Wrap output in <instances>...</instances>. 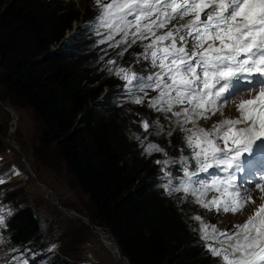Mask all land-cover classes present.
Wrapping results in <instances>:
<instances>
[{
  "label": "snow or ice",
  "instance_id": "6c2138e0",
  "mask_svg": "<svg viewBox=\"0 0 264 264\" xmlns=\"http://www.w3.org/2000/svg\"><path fill=\"white\" fill-rule=\"evenodd\" d=\"M94 3L98 10L102 9L96 19L109 30L99 43H107L120 33L122 39L112 47L127 43L130 36L132 44L150 41L138 55L158 71L138 76L121 67L115 72L126 82L123 87L127 88L131 102L142 104L148 96L146 90L157 92L149 107L181 118L180 130L190 133L186 147L192 149L191 157L174 161L183 178L165 171L168 161L156 160L165 172L158 179L167 180L159 186L168 196L184 192L194 196L192 202L207 211L214 208L217 213L233 215L242 213L249 204L255 205L251 192L258 188L261 203L243 224L233 225L235 231H219L215 225L203 223L193 231L200 234L202 242L211 241L204 243V248L213 258H220V264H264V0H109L107 4L94 0ZM185 17L191 18L183 24L173 23ZM169 24L172 27L168 31L156 35V31ZM92 27L95 30L96 25ZM108 71L112 74L111 69ZM133 89L144 96L136 95ZM254 90L256 96L237 105L238 118L221 120L210 130L199 128L194 132L184 128L189 123L195 127L198 119H211L230 100ZM185 104L180 111H173ZM241 124L245 127L238 128ZM142 127L147 130L149 125L145 121ZM135 138L140 140L139 136ZM145 151L151 155L163 149L150 143ZM210 169L224 175L209 174L207 181L201 179V174L209 173ZM245 172L248 175L242 176ZM256 176L260 177L258 181L252 179ZM173 180L177 181L175 186ZM4 182V176H0V184ZM249 184L251 187H246ZM213 190L221 196L205 202L203 196ZM7 215H12L10 209ZM4 217L5 209L0 205V229L5 227ZM192 219L203 220L201 216ZM3 239L0 237V243ZM18 264H27V260Z\"/></svg>",
  "mask_w": 264,
  "mask_h": 264
},
{
  "label": "trees",
  "instance_id": "16d2710c",
  "mask_svg": "<svg viewBox=\"0 0 264 264\" xmlns=\"http://www.w3.org/2000/svg\"><path fill=\"white\" fill-rule=\"evenodd\" d=\"M54 4L56 0H0V87L35 112L43 124L41 145L53 147L88 197L94 223L112 232L131 264H207L193 253L182 215L158 189L154 159L143 165L138 151L137 158L132 155L136 149L122 116L128 109L115 99V78L109 72L111 83L90 78L99 55L74 61L70 41L63 42L74 22L93 16H73L62 7L53 9ZM91 47L76 51L88 53ZM106 88L108 94L98 104ZM3 146L0 139V152ZM1 205L12 212L0 229L4 255L25 249L42 264H69L56 252L40 258L53 245L44 240L42 220L30 206L6 194Z\"/></svg>",
  "mask_w": 264,
  "mask_h": 264
},
{
  "label": "rangeland",
  "instance_id": "374dc122",
  "mask_svg": "<svg viewBox=\"0 0 264 264\" xmlns=\"http://www.w3.org/2000/svg\"><path fill=\"white\" fill-rule=\"evenodd\" d=\"M102 2L107 4L109 0H102ZM55 7H62L68 14L73 16L79 15L81 17H94L98 12L100 15L102 12V9H97L94 0H56L53 9H55ZM190 18L191 17H185L183 20L178 19L173 21V23L183 24ZM84 23L85 21L74 22L71 30L72 32H66L63 39V42L70 41L67 47L75 50L76 55L73 59L74 61L87 54L88 56H92L102 53L101 50L98 49H91L88 53L76 51L77 48L88 49L87 46L89 43L86 41V35L82 34L80 30ZM171 27L172 24H169L166 28L159 29L156 31V35L168 31ZM102 30L103 29L99 30L100 34ZM79 31L82 36L79 34ZM133 31H135V29H133ZM122 36L123 33L116 34L112 40L116 43L122 39ZM147 43H149V40H138L135 44H132V37L130 36L127 43H120L119 47H113L106 50L105 53L112 55L114 58H118V62L126 57V60H129V65L135 68H142L144 66V73L155 72L158 71V69H152L150 67V61H146L141 55H138L143 52L144 45ZM129 44H132V46L129 47ZM51 48L55 50L57 46L53 45ZM125 49H127V51H125ZM121 52L124 54L120 55ZM112 56L107 58L105 56L101 59V61L96 64L95 74L90 76V78H99L97 81L100 80L102 83L112 82L111 78L106 77V74L109 72L108 70L113 66L107 62ZM122 64H124V62ZM116 81L117 79L113 80L114 83ZM97 84L99 83L96 82V85ZM107 90V88L104 90L98 101L102 100V102H104L106 94H108ZM156 95L157 92L154 91V93L149 96L150 100ZM256 95L257 92L254 91L250 94H245L244 97H241L237 101H235L236 98H234L232 100L234 103L230 104V101L228 105L221 110L223 115H221V111H219L214 116H211V119L196 120L195 127H193V124L189 123L184 125V128L192 129L194 132L199 128L210 130L213 124L221 120L236 119L240 115L236 108L237 105L240 104L243 99H251ZM0 101L16 113L18 121L17 130L13 134H10L12 130L11 117L0 107V139L4 145L0 152V171L15 170L16 173H19L15 175L14 178L10 179V183L6 186L4 194L8 195L10 198L17 197L18 203L30 206L40 216L43 223L42 230L45 237L44 240H47L46 242L48 244L55 245L54 249L58 255L57 258L65 260L69 264H122L120 260L115 258L114 252L104 245L100 235L94 229L88 226L83 220L71 217L66 212L79 213L82 216L90 218L94 223L88 211V197L74 182L72 176L67 171L66 166L53 147L47 148L41 145L40 136L43 124L35 112L20 100L12 97L6 89L1 87ZM232 105L234 111L231 109ZM186 106V104L178 105L173 108V111H180L181 108ZM133 107L134 108H126L129 111L126 110L125 113H122V116L128 120L129 136L132 146L136 149V152L133 148L131 149L132 155L137 158L136 154L138 151V158L142 161L143 165H146L148 161L154 158L168 161L167 165H171L176 164L174 161L184 156L191 157L192 149L187 148L186 142H184L190 133L180 130L178 120L181 118L173 116L172 113L156 111L153 108ZM97 109L100 110L101 108L97 107ZM138 111L139 113H137ZM209 115L211 114L209 113ZM145 119L150 122L149 130H144L141 125L142 121ZM154 121L157 123L154 124ZM237 127L243 128L244 125H237ZM169 133H171V135H169ZM136 136H139L140 140H137L135 138ZM140 141H143V145H141ZM150 143L156 144L163 149V151H153L152 154L149 155L145 149ZM181 149H183V151H181ZM246 154L247 153H245L244 156H246ZM154 166L156 168L155 171H157L158 166L155 163V159ZM144 167H147V170L149 169V166H140V168L143 169ZM176 167H178L176 170L179 172V176L183 178V175H181L183 172L179 170V165L176 164ZM209 172H211L210 174L224 175V173L217 169H210ZM203 176L204 177L201 179L207 181L209 175L203 174ZM252 179L258 181L260 178L253 177ZM37 180L52 190L56 195L55 199H57L56 202H58L59 205L54 201L53 195L48 194L45 188L38 184ZM246 187H251V184L246 185ZM255 192H259L260 196L258 188L251 192V196L254 195ZM220 196V192L213 190L208 191L203 196V199L205 202H208L213 197ZM169 199L174 211L182 215L183 223L182 221L181 223L188 233L187 240L193 253L197 258L201 259L202 263L207 264H220V258H213L211 255V257L208 255L204 250V243H211V241H200V234L193 231V229L201 227V223H203L210 226L215 225L219 231H235L233 225L243 224L248 218V215L250 216L254 208L258 207L261 203V200L260 202L256 201L255 205L249 204L242 213L233 215L231 213H217L214 208L211 211H207L200 204L192 202L195 199L194 196L184 192H178L175 198ZM249 207H252L251 213L244 215ZM179 214L177 213L178 216H180ZM194 216H201L203 218L202 222L192 219ZM94 224L99 226L96 223ZM103 229L112 234L110 230L106 228ZM210 230L209 228V231Z\"/></svg>",
  "mask_w": 264,
  "mask_h": 264
},
{
  "label": "water",
  "instance_id": "95a60500",
  "mask_svg": "<svg viewBox=\"0 0 264 264\" xmlns=\"http://www.w3.org/2000/svg\"><path fill=\"white\" fill-rule=\"evenodd\" d=\"M99 103H100V101L98 102V104ZM0 107L11 117V121H12L11 122V126H13V127H12V130L10 131V134H13L17 130V123L14 124V122H18L17 118L15 116V112L11 108L5 106V104H3L1 101H0ZM37 182L41 186H44V184L41 183L39 180H37ZM48 189L51 190L49 187H48ZM66 212L72 217H76V218H79V219L81 218V220H84L88 224V226H90L92 229H94L101 236H104V235L105 236H107V235L111 236L116 241V243L118 245V248H119V260L121 261V263L122 264H131L130 261L128 260V258L123 254V251H122L120 245L118 244L116 238L111 233L107 232L102 227L95 225L91 221V219L88 218V217L82 216L81 214L76 213V212H69V211H66Z\"/></svg>",
  "mask_w": 264,
  "mask_h": 264
},
{
  "label": "bare ground",
  "instance_id": "6f19581e",
  "mask_svg": "<svg viewBox=\"0 0 264 264\" xmlns=\"http://www.w3.org/2000/svg\"><path fill=\"white\" fill-rule=\"evenodd\" d=\"M243 96V95H242ZM235 101H237V100H235ZM232 103H234L233 101H231L230 102V104H232ZM237 108V107H236ZM231 109L234 111V109H233V105H232V107H231ZM232 111V112H233ZM236 113V112H235ZM239 113V112H238ZM15 116H16V118H17V115H16V113H15ZM14 122V121H13ZM15 123H17V122H14V124ZM13 127V126H12ZM255 146V145H254ZM42 187H44L45 188V191L48 193V194H50V195H53V198H54V201L56 202V200L57 199H55V194L51 191V190H49L48 189V187L46 186V185H44V186H42ZM254 197V198H253ZM258 197H259V192L258 193H256L255 192V194L254 195H252V198L253 199H255L256 201H258V202H260V199H258ZM53 201V202H54ZM56 204L57 205H59V203L58 202H56ZM251 208L252 207H249L246 211H245V213H244V215H248V214H250L251 213ZM243 215V216H244ZM249 216V215H248ZM72 217V216H71ZM239 217H240V215H239ZM74 218H76V217H74ZM76 219H78V218H76ZM81 219V218H80ZM84 221V220H83ZM85 222V221H84ZM86 223V222H85ZM87 224V223H86ZM100 235V234H99ZM100 238H101V240H102V242L104 243V245L109 249V250H111L112 252H114L113 254L115 255V258L117 259V260H119V248H118V245H117V243H116V241L111 237V236H109V235H107V236H101L100 235ZM118 242V241H117ZM119 244V243H118Z\"/></svg>",
  "mask_w": 264,
  "mask_h": 264
}]
</instances>
